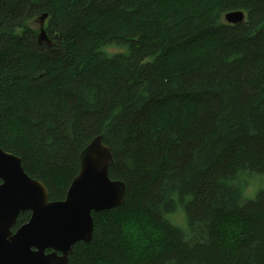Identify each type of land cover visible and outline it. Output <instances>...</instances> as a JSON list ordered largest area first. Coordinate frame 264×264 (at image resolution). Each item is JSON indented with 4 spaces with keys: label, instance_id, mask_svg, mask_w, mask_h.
Returning a JSON list of instances; mask_svg holds the SVG:
<instances>
[{
    "label": "trees",
    "instance_id": "16d2710c",
    "mask_svg": "<svg viewBox=\"0 0 264 264\" xmlns=\"http://www.w3.org/2000/svg\"><path fill=\"white\" fill-rule=\"evenodd\" d=\"M112 43L128 55L105 58ZM98 136L125 203L68 264H264V193L241 208L220 183L264 172V0H0V148L63 201ZM178 205L189 240L162 220Z\"/></svg>",
    "mask_w": 264,
    "mask_h": 264
},
{
    "label": "water",
    "instance_id": "95a60500",
    "mask_svg": "<svg viewBox=\"0 0 264 264\" xmlns=\"http://www.w3.org/2000/svg\"><path fill=\"white\" fill-rule=\"evenodd\" d=\"M48 14L40 17L39 43L52 45L45 29ZM242 11L230 12V25L247 22ZM114 157L103 137H96L80 155V172L63 201H50L48 188L30 178L19 157L0 148V264H68L78 243L94 237L93 214L125 203L127 186L112 180ZM30 212L18 229V218Z\"/></svg>",
    "mask_w": 264,
    "mask_h": 264
},
{
    "label": "clouds",
    "instance_id": "9594fccd",
    "mask_svg": "<svg viewBox=\"0 0 264 264\" xmlns=\"http://www.w3.org/2000/svg\"><path fill=\"white\" fill-rule=\"evenodd\" d=\"M98 51L103 53L104 57L111 60L116 56L128 55V49L123 44H105L99 48ZM220 183L230 191L237 194L236 205L238 207H245L247 204L255 202L261 193H264V172L255 171L247 166L238 165L232 169L230 175L223 178ZM173 200H176L175 195L172 196ZM191 197H185V203L190 200ZM162 220L169 224V226L184 235L185 240H189L193 236V229L190 226L189 218L185 207L178 205L174 212L162 213ZM154 236H160L161 233L158 230L153 232ZM133 244L136 243L133 239Z\"/></svg>",
    "mask_w": 264,
    "mask_h": 264
},
{
    "label": "rangeland",
    "instance_id": "374dc122",
    "mask_svg": "<svg viewBox=\"0 0 264 264\" xmlns=\"http://www.w3.org/2000/svg\"><path fill=\"white\" fill-rule=\"evenodd\" d=\"M40 19V18H39ZM39 19L35 22V27L38 29V31H39V33H41V27H40V23H39ZM37 23V24H36ZM46 26H47V21L45 22V28H46ZM68 192V191H67ZM67 196V195H66ZM128 219V217H126L125 218V220H127ZM138 223H140L141 225H142V223L140 222V221H137L136 219H134V218H130V220L128 221V224L129 225H136V224H138ZM144 226L146 225V224H143ZM16 227H17V225H16ZM14 228V229H18V228ZM235 227V226H234ZM233 227V228H234ZM135 227H133V229H134ZM145 232H147V233H149L150 235H152V236H154L153 235V232H154V230L151 228V227H149V228H145ZM234 232L236 233V235H233V236H229V238H230V240H232L231 238H234L235 236H237L238 234H239V226L234 230ZM233 231H231V233L233 234L234 233ZM136 229L134 230V231H132L131 232V238H132V240L133 239H137V238H140V236H137L136 234ZM234 233V234H235ZM142 237V236H141ZM154 237H156V236H154Z\"/></svg>",
    "mask_w": 264,
    "mask_h": 264
},
{
    "label": "bare ground",
    "instance_id": "6f19581e",
    "mask_svg": "<svg viewBox=\"0 0 264 264\" xmlns=\"http://www.w3.org/2000/svg\"><path fill=\"white\" fill-rule=\"evenodd\" d=\"M39 37H40V35H39ZM21 215H22V214H21ZM21 215H20V216H21ZM18 219H19V218H18Z\"/></svg>",
    "mask_w": 264,
    "mask_h": 264
}]
</instances>
